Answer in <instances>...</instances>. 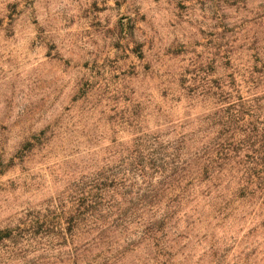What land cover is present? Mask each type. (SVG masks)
Here are the masks:
<instances>
[{
  "label": "rangeland",
  "instance_id": "1",
  "mask_svg": "<svg viewBox=\"0 0 264 264\" xmlns=\"http://www.w3.org/2000/svg\"><path fill=\"white\" fill-rule=\"evenodd\" d=\"M0 264H264V0H0Z\"/></svg>",
  "mask_w": 264,
  "mask_h": 264
}]
</instances>
